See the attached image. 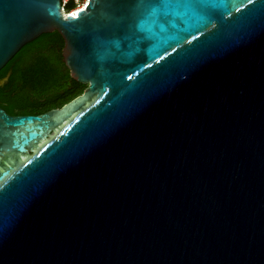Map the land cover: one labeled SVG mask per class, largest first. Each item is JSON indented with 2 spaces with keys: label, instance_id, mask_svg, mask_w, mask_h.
<instances>
[{
  "label": "water",
  "instance_id": "1",
  "mask_svg": "<svg viewBox=\"0 0 264 264\" xmlns=\"http://www.w3.org/2000/svg\"><path fill=\"white\" fill-rule=\"evenodd\" d=\"M159 3L0 0V71L57 32L86 85L0 107V264H264V0Z\"/></svg>",
  "mask_w": 264,
  "mask_h": 264
},
{
  "label": "trees",
  "instance_id": "2",
  "mask_svg": "<svg viewBox=\"0 0 264 264\" xmlns=\"http://www.w3.org/2000/svg\"><path fill=\"white\" fill-rule=\"evenodd\" d=\"M75 11L74 0L64 4ZM63 40L44 34L24 46L0 71V107L9 115H40L59 109L80 96L86 85L73 81L62 63Z\"/></svg>",
  "mask_w": 264,
  "mask_h": 264
},
{
  "label": "snow or ice",
  "instance_id": "3",
  "mask_svg": "<svg viewBox=\"0 0 264 264\" xmlns=\"http://www.w3.org/2000/svg\"><path fill=\"white\" fill-rule=\"evenodd\" d=\"M205 0H160V3L152 7L151 13L153 15L161 9H168L172 7H188L195 9L198 5H201ZM257 0H248V4L255 5ZM207 27V24H205Z\"/></svg>",
  "mask_w": 264,
  "mask_h": 264
},
{
  "label": "rangeland",
  "instance_id": "4",
  "mask_svg": "<svg viewBox=\"0 0 264 264\" xmlns=\"http://www.w3.org/2000/svg\"><path fill=\"white\" fill-rule=\"evenodd\" d=\"M68 1L70 0H63V5L66 4ZM86 2L87 0H74L75 11L81 9L82 6H84Z\"/></svg>",
  "mask_w": 264,
  "mask_h": 264
},
{
  "label": "built area",
  "instance_id": "5",
  "mask_svg": "<svg viewBox=\"0 0 264 264\" xmlns=\"http://www.w3.org/2000/svg\"><path fill=\"white\" fill-rule=\"evenodd\" d=\"M73 13V11L72 12H70V13H67L68 15H71Z\"/></svg>",
  "mask_w": 264,
  "mask_h": 264
},
{
  "label": "bare ground",
  "instance_id": "6",
  "mask_svg": "<svg viewBox=\"0 0 264 264\" xmlns=\"http://www.w3.org/2000/svg\"><path fill=\"white\" fill-rule=\"evenodd\" d=\"M82 8H84V6H82ZM82 8H81V9H82ZM76 11H77V10H76ZM74 12H75V11H73V13H74ZM73 13H72V14H73Z\"/></svg>",
  "mask_w": 264,
  "mask_h": 264
}]
</instances>
